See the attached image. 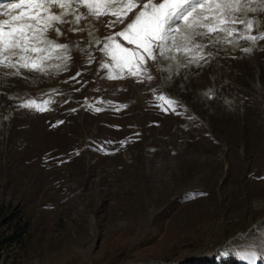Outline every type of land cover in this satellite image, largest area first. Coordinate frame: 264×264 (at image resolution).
I'll return each mask as SVG.
<instances>
[{"label":"rangeland","instance_id":"374dc122","mask_svg":"<svg viewBox=\"0 0 264 264\" xmlns=\"http://www.w3.org/2000/svg\"><path fill=\"white\" fill-rule=\"evenodd\" d=\"M249 16L264 32V13ZM92 24L49 33L66 70L0 69V264H264V41L197 38L203 60L166 53L138 83L100 68L93 38L123 25Z\"/></svg>","mask_w":264,"mask_h":264},{"label":"snow or ice","instance_id":"6c2138e0","mask_svg":"<svg viewBox=\"0 0 264 264\" xmlns=\"http://www.w3.org/2000/svg\"><path fill=\"white\" fill-rule=\"evenodd\" d=\"M256 13H264V0H10L0 3V69L11 70L5 75L12 76H19L21 69L44 74L49 67L66 70L67 61L71 59L69 46L50 39L49 33L54 31L57 36L63 35L61 25H69V32H82L84 28L72 25L89 21L92 28L89 36L96 31L92 22H99L109 29L123 25L118 31L93 38L96 45H102L99 51L104 59L100 68L108 70L106 78L123 79L124 70L128 68V74L143 83L153 79L149 62L154 63L161 57L177 58L166 56V53H181L188 57L189 64L203 60L206 45L198 43L197 38L230 44L243 40L252 45L264 41V32L252 34L259 21L249 14ZM221 33L224 34L222 40L212 39L213 34L219 37ZM121 41L134 47H127ZM241 50L252 52L251 47ZM53 51L62 53L56 58L62 60L63 65L45 64L52 58L47 54ZM193 52L195 55L189 56ZM93 59L89 55L88 63ZM70 79L76 80V77ZM156 99L166 102L167 107L164 103L156 105L162 111H175L176 102L172 99L163 94L157 95ZM51 102L50 99L39 102L26 99L18 107L43 112L49 110L46 106ZM227 254V249L220 253ZM250 256L255 260L256 253Z\"/></svg>","mask_w":264,"mask_h":264},{"label":"trees","instance_id":"16d2710c","mask_svg":"<svg viewBox=\"0 0 264 264\" xmlns=\"http://www.w3.org/2000/svg\"><path fill=\"white\" fill-rule=\"evenodd\" d=\"M20 238L17 235V230L14 231V234L10 237V241H18ZM234 264H240L234 259ZM183 264H216L213 259H203V260H198V259H190L184 262ZM230 264V263H228Z\"/></svg>","mask_w":264,"mask_h":264}]
</instances>
